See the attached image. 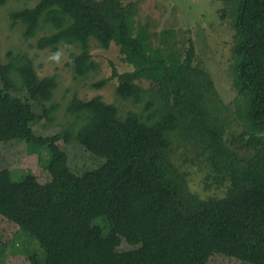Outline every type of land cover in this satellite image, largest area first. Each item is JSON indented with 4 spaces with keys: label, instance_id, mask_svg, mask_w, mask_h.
Masks as SVG:
<instances>
[{
    "label": "trees",
    "instance_id": "1",
    "mask_svg": "<svg viewBox=\"0 0 264 264\" xmlns=\"http://www.w3.org/2000/svg\"><path fill=\"white\" fill-rule=\"evenodd\" d=\"M227 2L234 110L195 63L192 37L181 53L174 28L137 25V0H36L11 11L25 39L48 27L38 49L79 48L66 62L77 78L99 67L91 40L117 46L132 68L113 67L116 95L143 105L122 115L102 95L74 96L67 112L82 124L54 130L56 76L41 77L28 54L0 56V215L37 241L29 264H208L216 254L264 264V0ZM177 140L205 159L201 182L220 193L193 189L173 159ZM16 151L59 170L15 180Z\"/></svg>",
    "mask_w": 264,
    "mask_h": 264
},
{
    "label": "rangeland",
    "instance_id": "2",
    "mask_svg": "<svg viewBox=\"0 0 264 264\" xmlns=\"http://www.w3.org/2000/svg\"><path fill=\"white\" fill-rule=\"evenodd\" d=\"M36 0H6L0 5V56L4 62L9 60L8 52L13 54H28L41 77L55 75L58 87L54 90L52 103L58 105L55 112L53 129L59 126H69L75 122L76 127L82 123L75 116L68 114L67 106L74 96L87 100L96 95H102L108 102H114L125 115L130 110L140 111L142 104H135L133 100H124L116 95L117 79L111 78L113 67L119 72L132 67L122 59L117 46L112 45L104 49L95 40H91L93 59L98 63V69L86 77H75L72 69L66 66L72 53L79 51L78 47L60 46L58 50H40L36 44L38 39L48 32L47 28L40 30L38 36L25 39L22 22L13 23L10 14L26 6L35 5ZM227 0H137L135 9L137 25L147 23L150 29L160 32L164 28H174L177 32L174 42L176 47L184 50L187 37L195 42L197 65L206 69L214 79L216 91L225 105L234 110V99L237 95L233 87L231 63L234 61L233 52V14ZM233 7V6H232ZM106 79L102 87L94 85ZM236 117H232L233 131L240 129ZM81 123V124H80ZM80 124V125H79ZM173 159L182 170H188L191 186L202 195L220 193L219 190L205 189L202 178L207 171L205 159L198 156L194 148L186 146L183 140H177ZM44 158L46 152H43ZM7 161L11 176L15 180L21 179L29 170L38 174V180L48 181L59 170L58 164H52L51 170L43 169V159L37 154L14 152ZM38 172V173H37ZM0 264H29L28 251H39L37 241L29 240L21 229L13 222L0 215ZM208 264H236L232 260L214 255Z\"/></svg>",
    "mask_w": 264,
    "mask_h": 264
}]
</instances>
